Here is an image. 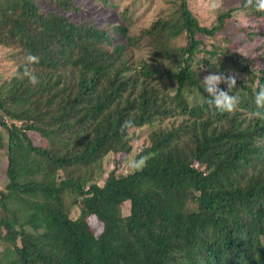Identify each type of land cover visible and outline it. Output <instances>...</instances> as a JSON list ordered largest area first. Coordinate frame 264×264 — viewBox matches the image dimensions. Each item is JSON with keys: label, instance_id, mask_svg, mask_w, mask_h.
Returning a JSON list of instances; mask_svg holds the SVG:
<instances>
[{"label": "trees", "instance_id": "1", "mask_svg": "<svg viewBox=\"0 0 264 264\" xmlns=\"http://www.w3.org/2000/svg\"><path fill=\"white\" fill-rule=\"evenodd\" d=\"M160 1L139 28V0L0 4V264H264V12ZM221 72L231 113L200 81Z\"/></svg>", "mask_w": 264, "mask_h": 264}, {"label": "clouds", "instance_id": "2", "mask_svg": "<svg viewBox=\"0 0 264 264\" xmlns=\"http://www.w3.org/2000/svg\"><path fill=\"white\" fill-rule=\"evenodd\" d=\"M223 5V0H209L208 10L210 13H215ZM244 8H254L258 12H264V0H244ZM26 65L39 64L40 58L29 53L25 57ZM23 76L27 78L29 84L35 86L39 83V78L32 71L26 70ZM201 81L202 88L207 93V104L210 108L219 113L234 112L239 104L240 97L232 94V90L236 88L237 80L235 74L225 75L223 72L219 74L209 73L203 77ZM225 84L227 90L221 89L219 85ZM231 93V94H230ZM254 104L256 111L252 113L254 119L264 121V85H258L254 89ZM146 161H140V166H143Z\"/></svg>", "mask_w": 264, "mask_h": 264}, {"label": "rangeland", "instance_id": "3", "mask_svg": "<svg viewBox=\"0 0 264 264\" xmlns=\"http://www.w3.org/2000/svg\"><path fill=\"white\" fill-rule=\"evenodd\" d=\"M159 2L161 1L160 0H139V2L136 4V7H134V11H133V17L135 18V25L133 28H135L136 26H138L139 28L141 25L148 24L149 21L154 16L155 6ZM4 3H5V0H0V4H4ZM208 3H209V0H189L190 8L194 11V13L197 14L199 19L206 22L207 24H210L213 22V19L215 17H214V14L210 13L208 10ZM86 7L89 9L88 15H92V13H95V15L99 14L98 12L100 11L99 10L100 6L95 7L92 4L87 3ZM98 17L99 16H97V18ZM231 24L232 26H236L238 28H242L241 26L244 25L243 22H238V23L233 22ZM0 71H2L1 63H0ZM140 133L141 135H139V138L134 143V146L136 148L134 147L132 153L128 155L126 159L124 160V162L121 164V170L123 173L131 170L133 158L139 150V147L137 146L142 142L143 136L146 134L144 129ZM5 167H6L5 157H3V154L0 153V188H2L5 182L7 181V178L4 172ZM127 212H128V204L125 203L124 213H127ZM82 213H83L82 207L81 205H79V206H75L71 208L70 215L74 218H79L81 220L86 219L87 223L93 222L91 217L88 214H82Z\"/></svg>", "mask_w": 264, "mask_h": 264}]
</instances>
